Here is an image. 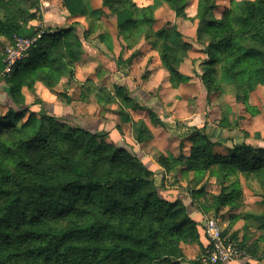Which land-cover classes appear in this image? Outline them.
I'll return each instance as SVG.
<instances>
[{
  "label": "trees",
  "instance_id": "obj_1",
  "mask_svg": "<svg viewBox=\"0 0 264 264\" xmlns=\"http://www.w3.org/2000/svg\"><path fill=\"white\" fill-rule=\"evenodd\" d=\"M155 1L166 2L174 14L188 2ZM91 2L62 0L64 23L38 28L30 22L43 18L40 0H0V74L5 81L0 86L5 97L0 113V264H179L185 258L183 244L202 247L196 210L217 215L222 207L240 206L239 174L257 183L255 194L264 199V144L234 143L226 113L216 135L208 134L205 124L189 126L193 134L186 155L180 142L177 156L155 157L176 179L188 177V183L199 184L205 174L214 178L218 192L201 201L204 184L168 193L155 183L134 142L125 137L124 145L107 140L112 127L121 132L119 124L56 114L37 95V81L53 88L63 77L73 78L85 44L98 48L96 42L101 43L108 51L103 54L111 58L107 34L91 35L99 16ZM101 3L113 14L118 35L127 38L136 28L151 30L161 65L178 85L182 53L191 43L182 40L175 24L156 28L153 6L137 10L132 0ZM215 7L216 0H197L193 42L200 44L205 57L199 62L201 73L197 59L192 60L193 73L208 92L218 89V76L235 84H264V0H230L219 18L211 15ZM72 16L88 21L81 34L65 22ZM15 36L36 39L6 74V48L14 45ZM121 55L122 50L113 58L118 67L131 61V56ZM24 88L33 94L31 102ZM114 94L133 100L126 86H116ZM149 115L165 125L153 111ZM121 119L128 122L130 116L121 112ZM146 132L140 122L135 140L150 139ZM226 142L230 146L225 153L215 151ZM249 216L264 226L263 215ZM257 239L264 240V233ZM238 244L253 251L244 238Z\"/></svg>",
  "mask_w": 264,
  "mask_h": 264
},
{
  "label": "rangeland",
  "instance_id": "obj_2",
  "mask_svg": "<svg viewBox=\"0 0 264 264\" xmlns=\"http://www.w3.org/2000/svg\"><path fill=\"white\" fill-rule=\"evenodd\" d=\"M132 1L137 10L153 6L152 13L156 28L168 27L170 23H174L182 40L191 43V46L182 53L181 57L179 69L182 81L178 85H174L170 74L161 65L157 43L149 28L140 30L136 28L137 30L134 29L127 38L118 35L113 14L102 6L101 0H92L91 7L99 11V16L95 19V28L91 35L93 37L96 33L107 34L110 40L111 53L109 52V55L111 58L102 57L103 65L100 66L95 59L82 53L80 60L75 63L73 78H67L61 86H58L59 91L53 90L52 93L56 94V103L61 108L68 107V110L75 113L76 118L89 116L91 120L101 118L110 123L117 122L120 125L121 132L119 131V133L121 134H118L119 136H110L109 134L106 136L107 140L114 143H119L118 140L121 138L125 142L124 136H122L124 134L134 137L135 129L141 122L147 130L146 133L151 134V138L142 142L139 141L138 145L141 144V147L143 146L146 151L153 155L156 154L154 151L156 145L151 143V139L154 137L160 141L162 148L166 151V154H163L169 158L180 153V142L184 143L182 152L186 155L189 152L190 138L193 134L187 133L186 126H190L188 125L190 123L199 124V126L205 124L208 134L216 135L219 130L217 124L222 113L228 115L230 125L227 128V133L235 143H250L255 140L264 143L263 83L255 80L252 84L247 85L242 80L235 84L229 79L218 76L215 81L218 89L208 92L201 83L199 76L193 73L192 60L197 59L195 65H197L198 73H201L199 62L205 57L200 44L193 42L198 20L196 14L197 0H188L180 14H174L166 2ZM229 3L230 0H216V7L212 10L211 15L214 18H219ZM40 4L43 18L42 20H31L30 23L33 26L42 28L46 25L59 26L64 23L60 11L62 0H40ZM65 22L73 23L80 34L82 29L89 25L83 16H72ZM121 50V58L125 59L131 56V61L129 64H122L118 67L113 58L117 57ZM122 73H124L123 77L121 76ZM131 81L136 86L131 91L129 90L131 97H133L132 102L125 101L122 97L114 94L116 86H126ZM3 84L5 81L3 75L0 74V86ZM137 87H141L144 91L143 101L138 97V94H135L138 93L136 92ZM47 89L52 90L48 87ZM23 93L27 102L33 100V94L26 88L23 89ZM39 95H41L40 91ZM150 98H155L158 102L149 106L147 102ZM4 102L5 97H3L0 89V113L4 110ZM150 110L155 114V118L160 119L165 125L157 124L150 117ZM121 112L128 113L130 121L124 122L121 119ZM228 145L230 146V143L226 142L214 148L217 152L225 153ZM171 175L172 177L166 180L169 187L176 182L185 189L186 187L191 189L204 184L205 193L199 198L201 201L208 200L210 195L217 193L219 189L215 179L207 174L203 176L199 184L188 183V177L181 176L180 179H176L177 175L175 176L174 173ZM191 177L193 178V176ZM237 180L242 192L240 206L235 209H230L227 206L222 207L217 215L211 210L201 212L203 216L200 223L204 217L216 218L222 227V231H224L223 235L230 239L234 238L233 240L238 244L243 241V238L249 240L250 233L254 236H258L257 233H264V226L260 227V222L249 216V213L264 216V199L255 194L258 191L257 183L250 181L245 174H239ZM181 182L185 184L182 185ZM170 190L171 188H169ZM262 241L264 242V240ZM251 245L249 244V247H252ZM243 249L247 256L240 260L249 256L246 248L243 247ZM201 254L192 260V264H196ZM191 258L193 257L191 256Z\"/></svg>",
  "mask_w": 264,
  "mask_h": 264
},
{
  "label": "crops",
  "instance_id": "obj_3",
  "mask_svg": "<svg viewBox=\"0 0 264 264\" xmlns=\"http://www.w3.org/2000/svg\"><path fill=\"white\" fill-rule=\"evenodd\" d=\"M95 43V42H94ZM96 45L98 48L96 47H93L91 46L90 44H85V47H84V51L83 53L86 54L89 58H93L95 59V61L101 66L103 65V59L102 57H106L108 58L107 56H105L103 54V52L106 50L104 48V46L99 43V42H96ZM106 52V51H105ZM165 69V68H164ZM124 73L121 74V76L123 77ZM66 77H63L60 82L52 88V90L50 91L49 89H47V87H45L42 82L40 81H37L36 84H35V87H36V91H37V94L38 96L46 103L49 104L50 106V109L56 113V114H65V113H69V114H72L73 116H75V113L72 112L71 110H68V107L67 108H64V107H60L57 103H56V94L55 93H52L53 90H56V91H59L58 90V86H61L62 83L64 81H66ZM127 89L128 90H132V88L136 87L135 85L132 84V81L130 83H128V85H126ZM41 93V95H39V91ZM136 92L138 93H135V94H138L137 96L140 97V99L143 101V96H144V91L141 87H137V90ZM133 93V92H132ZM52 97V98H50ZM157 99L155 98H150L148 99V105L151 106V104H156L158 102V100L156 101ZM147 101V100H146ZM81 118L83 119H86V118H89V116H82ZM104 120V122L106 124H117V122H109L105 119H102ZM190 126H199L198 125H195V124H188ZM203 125V124H200V126ZM219 128V127H218ZM186 129H187V133H190L192 134V130L189 128V126H186ZM205 130L207 132V128L205 126ZM220 130V129H219ZM218 130V132H219ZM208 133V132H207ZM118 134H121L119 133V131L115 128V127H112L110 132H109V135L110 136H117ZM218 134V133H217ZM119 136V135H118ZM125 137L126 140H128L129 142H134L135 143V148L141 153V156L143 158V161L146 162L149 167L153 170L154 172V180H155V183L157 185H162L164 186V191L168 192V193H176L178 188H183V186H180L179 183H174L172 186L169 187V185L166 183V180L167 178H170L172 177L171 173H167L165 172L164 168L162 166H160L156 160H155V157L157 155V153H164L166 154V151H164V149L162 148L161 144H160V141L154 137V139H151V143L152 145L155 144L156 148L154 149V151L156 152L155 155L153 154H150L148 151H146V149L142 146L141 147V144L138 145V142L134 139V137L132 135H122ZM232 138V137H231ZM118 144H121V145H124V142H123V139L121 138L120 140H118ZM235 143V141H233ZM253 142V141H252ZM230 143V142H228ZM239 143H242V142H239ZM251 143V142H250ZM264 144V143H263ZM154 147V146H153ZM182 185H184L185 183L181 182ZM169 188H171V190L169 191ZM187 189V187H186ZM195 215L199 218V221L201 220V217L203 216L201 212H199L198 210H196L195 212ZM251 234V237L250 239H246L244 238V242L246 244V247H249V244H252L251 246L252 247H249L250 249H252L253 251H250L248 252L249 253V256L246 258V259H243V260H239L233 264H264V242L261 240V239H256L254 242H252V240H254L255 238H258V236L261 233H257L258 236H254L252 233ZM248 240V242H247ZM201 242H202V247L204 245H206V241H205V238H202L201 237ZM183 251H184V254H185V258L183 260L180 261L179 264H192V260L193 259H196V257H199V255L203 252V248L196 244V243H190V244H183ZM191 256L193 258H191ZM195 256V257H194Z\"/></svg>",
  "mask_w": 264,
  "mask_h": 264
},
{
  "label": "built area",
  "instance_id": "obj_4",
  "mask_svg": "<svg viewBox=\"0 0 264 264\" xmlns=\"http://www.w3.org/2000/svg\"><path fill=\"white\" fill-rule=\"evenodd\" d=\"M35 39L36 37L23 38L15 36L14 45L6 48L4 73L9 74L12 71L14 63L24 56ZM201 226L206 245L199 258L200 264H233L247 256L245 250L233 239L223 235L222 227L216 218L204 217Z\"/></svg>",
  "mask_w": 264,
  "mask_h": 264
}]
</instances>
